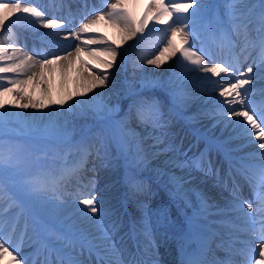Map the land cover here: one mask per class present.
Returning a JSON list of instances; mask_svg holds the SVG:
<instances>
[{
  "label": "snow or ice",
  "instance_id": "1",
  "mask_svg": "<svg viewBox=\"0 0 264 264\" xmlns=\"http://www.w3.org/2000/svg\"><path fill=\"white\" fill-rule=\"evenodd\" d=\"M136 3L138 0L114 3L104 0L107 11L93 9L75 27L68 0H50L51 7L57 11L69 8L63 17H48L28 0H0V264L5 257L10 258L7 264H86L81 259L84 252H87V264H159L152 251L156 241L147 214L139 225L134 224L128 233L119 236L121 218L97 198L95 177L86 178L84 173L93 155L102 160L103 166H109V147L113 144L133 173L146 168L152 159L172 152L171 145L166 144L167 130L175 114L186 108L191 99L184 87L190 80L208 86L203 94L213 107L206 115L213 119V129L220 126V135L206 137L204 149L191 156L184 152V159L168 157L164 168L158 169L159 175L167 176L173 200L190 210L185 216L187 229L175 236V264H264V89L256 102L253 97L257 90L246 87L253 84L257 74L264 79V0L258 10L245 0H226L223 18L209 16L204 0H148L143 16L137 18L131 10ZM84 7L87 8L86 0ZM150 21L151 31L161 33L166 43L159 55L142 63L159 69L165 62L162 57L168 53L170 57H178L176 67L181 69L167 82L171 100L167 111L160 99L139 93L123 115L119 103L110 104L104 93L98 92L89 100H74L70 93L58 102L51 100L44 69L59 66L63 76L71 70L74 61H79L89 70L81 60L84 54L98 61L102 71L89 70L82 90L75 95L82 97L108 86L107 70L121 56L120 45L114 47L100 36L82 40L83 34L94 33L103 22L120 33L123 43L143 33ZM253 24L256 35L251 38ZM17 28L36 35L41 47H33L31 54L25 51L26 45L18 43ZM39 29L50 31L39 32ZM52 37H62L69 43L61 44ZM92 44L101 47L88 46ZM250 49L258 50V62L253 60L242 70ZM217 51L226 53L227 58L216 61ZM246 52L249 55H244ZM240 56H244L243 61ZM200 73L203 75H197ZM148 85L155 87L156 82L150 81ZM29 86L40 89V101L28 93ZM8 94H14L17 101L14 108L43 111L58 104L54 113H46L49 118L90 115L101 123V130L84 132L78 140H73L67 119L63 122L49 119L41 127L36 121H43L44 117L29 120L20 112L9 111L3 100ZM189 119L197 120V114ZM13 125L30 134L11 135L5 131ZM53 138L57 141L55 145L50 142ZM236 141L243 144L234 145ZM253 144L261 151L236 155L245 145ZM213 153L223 156L228 165L227 179L231 180L232 198L223 204L208 192L191 186L193 172L219 177L220 169L215 166ZM255 157L260 159L259 165L247 162ZM22 161L28 162L29 170L21 177L23 195H20L11 190L5 177L15 183ZM88 170L95 172V168ZM237 177L247 183L252 199L241 197ZM223 183L227 185V180ZM128 185L133 196L146 189L135 174L128 178ZM37 203L53 208L55 220L29 223L25 218L14 243L21 217ZM11 208L17 212L8 228L7 213ZM157 215L162 217L166 213L160 210ZM105 216H115L108 227L103 224ZM129 239L135 241L136 252L126 257ZM213 243L216 249L224 251V258H216ZM25 245L32 249L30 253H24Z\"/></svg>",
  "mask_w": 264,
  "mask_h": 264
},
{
  "label": "rangeland",
  "instance_id": "2",
  "mask_svg": "<svg viewBox=\"0 0 264 264\" xmlns=\"http://www.w3.org/2000/svg\"><path fill=\"white\" fill-rule=\"evenodd\" d=\"M29 3H31V1H28ZM245 2L251 6H254L257 10L259 9L261 0H245ZM204 3L208 6L209 4H211L210 8L206 9V13L211 16V15H217L220 16L221 18H223V13L225 10V3L226 0H204ZM102 11H106V9L104 10L103 7L101 8ZM135 16H141L143 15V11L141 12L140 9H137L135 7H133L131 9ZM143 10V9H141ZM191 11V10H190ZM80 19V18H79ZM151 23V21H150ZM252 31L250 32V37L254 38L256 33H255V24H253L252 26ZM113 29V26L111 27ZM19 30V33H25V35H30L33 36V34H31L30 32H25V31H21L19 28H17V32ZM150 29L145 28L143 33H139L140 36H143L145 34H147V32ZM115 33L116 35H119V37L121 36L120 33L115 29ZM19 36H22L23 34H21ZM162 36V35H161ZM35 38L37 39V37L35 36ZM164 38V37H163ZM162 43V48L164 46V44L166 43L165 39H162L161 41ZM240 48L239 46L237 47L236 51H238ZM249 53H246L247 55H249V59L247 60L246 63L243 64V68L242 70L246 69L247 65L253 62H250L251 57L253 56V54L258 53V50L256 49H250ZM220 55L223 56V58H226L225 53L223 52H219ZM258 57L255 59L258 62ZM241 60L243 61L244 58ZM216 61L219 62L218 59H216ZM81 64V63H80ZM81 68V67H80ZM79 68V69H80ZM77 69L75 71V76H77V78L81 77V71ZM115 69V68H114ZM256 71L255 69V65H254V72ZM70 71L66 72L65 76H67L69 74ZM116 72V70H115ZM114 72V74H115ZM179 74L181 72V69L178 70H174L173 73ZM120 74H121V70H120ZM11 75V74H9ZM56 75L57 76H61V72L60 69H57L56 71ZM117 76L120 78L119 73L117 72ZM173 77V74H172ZM111 80H113V77L111 78ZM120 81L119 84L117 83V86L112 87L113 92L115 91V96H120L118 99L116 100H111L108 99V102L110 104H115V103H119V106H122V102L123 107H121V111H120V115H123V113L127 110L128 105L132 102V100L135 98L133 97L130 93H127L125 91L124 88H122V86H120ZM197 83L196 82H192V80L187 81L184 85L185 90L187 91V93L190 95L191 99L188 101L187 107L184 109H181V111H179L178 115L179 116H183V117H188L189 113L194 111V109H196L195 114H197V120L192 121L190 119H188L187 124L184 122L185 120H183V124L184 126H187L190 129V134L189 136L192 138V142H187V143H183L181 141V139L178 137V131L174 129L175 126H170L168 128V135L166 137V144H170L173 151L169 152L165 155H161L155 159H152L149 163V165L146 168L142 169V174L139 175L138 172L136 171L135 173H133L132 170H130L128 168V166L125 164L123 158H121L117 152L116 146L113 144L112 147L113 149L117 152L118 157L116 158V163L113 165H109L107 167L103 166V162L101 159L97 158L95 155L92 156L93 159L90 160V163L94 165L95 167V172L92 171H88L85 170V177L87 178H91L95 175H98L99 178L101 179H105L106 181H111V186L104 189V190H100V191H96L97 193V198L102 199L104 201V206H108L110 207L111 210H113V208H118L117 210H114L115 216L118 214L117 213H121V221H122V228H127L129 229V227L131 228L134 224L139 225V223L141 222L142 218L145 216V214L147 213V211L150 209H152L154 206H160L161 204H163V208H165L164 206H166V209H164L168 214V218L167 220H170L169 222L171 223L170 226H175L178 227V230L176 231H169L170 233H175L180 231L183 227L182 224L185 223V219L183 220H177L175 218L176 213H178L177 210H179L178 208H175V206L170 205V203L168 202V200L165 199V194H170L169 193V186L166 187L167 185V180L165 182L162 181H157V179H164L163 177H167V176H161L158 174V169H162L164 168V162L165 160L170 157V156H176L179 159H184L185 157L183 156L184 152H187L188 156H191L189 149L191 148H195L191 153L193 154V152H198L201 151V149L203 150V146L205 143V135L204 136H200L197 134V132L193 131L194 127L203 129L205 134H207L208 132L210 133V131H212V124L209 125L208 121H213L212 118H210L208 115H206V113L210 112V110L212 109L213 105H211L212 103L210 102H204V104H202L203 102V90L202 91H197L196 88L192 89V85H195ZM41 87H45V85H41ZM50 87V86H49ZM67 90L61 91L60 90V86L58 83V80L53 81V85H51V88L53 89V93L54 96L57 97L58 95L60 97H64L66 93H70L72 94L75 98H82L83 99H88V94L84 95V96H76L75 92L72 91L71 88H68V86H66ZM246 87H253L255 88L257 91L253 97L254 101L259 102L261 99L260 96V90L264 89V79L260 78V75L257 74V78L253 81V84L250 86H246ZM150 95L152 97H156L158 99H160V101L162 102V104L165 105V110L167 111V109L169 107H171V101H170V97H169V93H168V89L167 88H162L161 89V93H156V90H152L149 91ZM28 93L30 95H32V98L36 101H40L41 100V93H40V89L39 88H33L31 86H29L28 88ZM57 95V96H56ZM14 98V94H8L5 97H3L4 102H6L9 99ZM219 99H223V98H219ZM193 101V102H192ZM17 102V101H16ZM15 102V103H16ZM22 102V101H21ZM45 102H48L47 99H45ZM15 103H13L12 105H10V107L8 108L9 111H13V112H20V113H24L25 116L28 117L29 120H31L33 117H38L40 115H42L43 113H46L47 111H50L52 109V105L48 108L45 109L43 111L39 110V109H17L12 107ZM196 104L199 105V107H194L192 109H190L191 104ZM55 106V105H54ZM53 106V107H54ZM125 106V108H124ZM203 107L205 111V113H202V115L200 114V108ZM123 112V113H121ZM24 116V117H25ZM93 123L88 126V128L84 129L83 131L80 132V134L71 137L74 140H78L81 136V134H83L84 132H88L90 131V129L92 127H94L96 124H101L99 121H97L96 119H93ZM139 131V129H137ZM11 135H29L30 133H28L27 131L21 129L20 127L13 125L12 127H10L9 131H6ZM199 137V139H198ZM53 145H55L57 143L56 139L53 138L50 141ZM237 142V141H236ZM173 143V144H172ZM194 143V146L189 148L188 146H191V144ZM196 143V145H195ZM259 143V142H257ZM186 144V146H184ZM240 144H243V141H240ZM43 145V142H41V146ZM248 147L244 146L242 148V150H244L243 152H237L236 155H243L245 153H251V152H260L261 150L258 149L256 147L255 144L253 145H247ZM198 149V150H197ZM220 156V155H218ZM257 161H260V159L258 157H255L249 161H247L249 164L252 165H257ZM90 169H92L90 167ZM29 170L28 167V162L27 161H22L21 162V173L20 176H17L14 178L15 183H12L9 180V177H5V182L9 185V187L11 188V190L13 192H16L20 195H23L22 190H21V177L23 175H25L27 173V171ZM135 174L139 179H146L145 180V186L146 189L143 193H137L135 196L132 195V193L129 190V185H128V178ZM200 180L203 181L201 185H203V188H200L208 193H212V192H219L220 197L222 195V191H226L227 194L229 195H225L223 197H221L222 200L226 201L228 199H231V195H230V189L227 191L225 189H222L219 187V183L217 179H213L212 176H205L203 173L201 172H193L191 175V186L193 187H197V183L196 181ZM231 188V185H230ZM156 189L162 190V192L164 193V198L161 199V197L159 196L158 193H156L155 195H151L148 192L150 191H155ZM240 193H244V190H240ZM252 195V194H251ZM250 195V197L252 198V196ZM246 196V195H245ZM244 196V197H245ZM170 197V196H169ZM248 196L245 197V199H251ZM5 206H7V197H5ZM107 207V208H108ZM15 209V208H13ZM159 207L157 208V212H159L160 210H158ZM177 209V210H176ZM12 210V208L9 210L8 213H10V211ZM121 210V211H118ZM173 210L175 211V215L173 214ZM156 212V213H157ZM7 213V214H8ZM54 216L55 218V210L49 206L43 205V204H34L33 206H31L29 209L26 210L25 215L21 217L20 222L23 224L24 223V219H28L29 223H31L33 220H39V219H44L47 220L46 218ZM111 217V216H108ZM8 221L10 220V215H7ZM157 218L159 220H162L161 217ZM50 219V218H49ZM52 221V220H51ZM164 224H167L166 222H163ZM23 225H21L22 227ZM105 227H107V225H104ZM170 228V227H168ZM120 230V231H121ZM168 231V229H167ZM28 248V246H27ZM26 248V249H27ZM30 248V247H29ZM31 249V248H30ZM86 264H87V259H85ZM94 262V261H93Z\"/></svg>",
  "mask_w": 264,
  "mask_h": 264
},
{
  "label": "bare ground",
  "instance_id": "3",
  "mask_svg": "<svg viewBox=\"0 0 264 264\" xmlns=\"http://www.w3.org/2000/svg\"><path fill=\"white\" fill-rule=\"evenodd\" d=\"M69 4L73 3L72 0H68ZM114 3V2H112ZM138 3L140 5H143L146 3L145 0H138ZM97 5H93L91 7L87 8V13H91V11L93 9H97L96 7ZM107 7H106V11H107ZM47 16H50L52 14H56V11L53 7L48 8V10L45 11ZM14 19V18H13ZM10 23V21H9ZM112 26L110 24H106V23H100L99 25H97L96 31L94 33H87V34H83L82 36V40H86L89 37H104L106 39V41L108 42V44H111L112 46H116L117 44L120 45L119 51L121 53V56H119L117 58L116 63L114 64L113 68L108 69L107 71L109 72V80H108V86L106 88H97L94 89L92 92H88V99H83L78 97L75 98L74 96V100H89L91 97L95 96L96 93H104L105 94V99H111V100H116L118 99L120 96H115V91L113 92V89L115 86H117V83H120V86H122V88L125 89V91L127 93H130L132 96H136L138 93L144 96H147V94H149V90L155 89L156 92H158L160 89L162 88H167V81H169L170 78H172V73L173 70L176 67V62L178 57L177 56H173L170 57V55L168 53H165V57H162L163 60H165V62L161 65V67L158 69L155 67V65L152 64H147L146 62L142 63L143 61H146L148 58H152L156 55H159V50L162 48V44L160 41V36H158L156 33H149L146 36H140L139 33L133 37L131 40H127L126 42L121 43V36L119 37V35H116L115 33V28L113 27V29L111 28ZM45 31V29H39V32ZM50 30H47L46 32H48ZM20 39L18 41L19 44H23L26 45L25 51L27 52H31L33 47L38 48L37 46H35L34 43H32L29 40V37H21L19 36ZM52 39L58 41L61 44H68L69 41L66 40H62V37H52ZM81 41H73V43H81ZM91 48H98L101 47V45H96V44H92V45H88ZM51 50V49H49ZM259 55V52L254 54L253 57L250 59V62H253V60H255ZM74 59V58H73ZM100 59H104V56L101 55ZM241 59V57H240ZM81 60H83L88 66H89V70L91 69H95L97 71H102V69H100L99 63L98 61H94L92 58H90L87 54H84L81 56ZM81 67V68H80ZM80 68V69H79ZM115 68V69H114ZM57 69H59V66H51L50 68L44 69V75H45V79L47 81H49L47 87L50 89V98L51 100L54 101H60L62 98L64 97H60L59 95L57 97L54 96V91L51 88V85H53V81L58 80L59 86H60V90L64 91L67 90L66 86H68V88H71L72 91H74L75 93H77L78 91H81L83 88V85L86 82V78L89 77V70H86L84 65L80 64L79 61H74L71 70L69 72V74L67 76L65 75H61V76H57L56 75V71ZM79 69L81 71V77L77 78V76H75V71ZM116 70V72H115ZM120 70H121V74H120ZM126 70H128L129 72L127 73ZM40 70L37 69V72H39ZM115 72V74H114ZM117 72L119 73L120 78L117 76ZM197 75H203L202 73L197 74ZM113 77V80H111V78ZM150 81H155L156 82V86L152 87L150 85H148V82ZM197 83L195 85H193L194 88L197 89V91H202L204 90L206 87H208L205 84H202L199 80H196ZM194 81V82H196ZM163 83H166L165 87H161L160 85H164ZM50 86V87H49ZM113 87V89H112ZM115 93V94H114ZM215 97H218V93H214L213 94ZM203 98L206 99L207 102L208 99L205 95H203ZM171 101V100H170ZM16 100L14 98L9 99L5 102L6 108L8 109L10 107V105H12L13 103H15ZM74 101H69V103H72ZM211 103V102H210ZM123 102H122V106L123 107ZM129 105V104H127ZM52 105V109L50 111L47 112H55L56 109L58 108V104ZM197 105H193V107H196ZM225 107H227V105H225ZM236 107H239L238 105ZM125 108V106H124ZM202 108H200L201 110ZM60 111L62 112L63 109H60ZM46 112V113H47ZM46 113H43L42 115L38 116V117H44L43 121L37 120L36 123L39 124L41 127H43L44 124H47L49 122V119L55 121L57 119H59L61 122H63L65 119L68 120V128L71 131V137L76 136L78 134H80L81 131H83L84 129L88 128L89 125L94 124L93 123V117L92 116H81V115H75V116H67V117H56L55 115L52 116L51 118H49ZM123 113V112H121ZM23 116H25L24 113H22ZM27 117V116H25ZM28 118V117H27ZM178 124H179V120H175ZM102 125L100 124H96L94 127H92L90 129L91 132L95 133L97 131L101 130ZM10 128L5 129V131H9ZM179 134L178 137L181 139L182 142H184V140L188 137V134H186V131L182 130V126L179 128L178 130ZM216 132H219V130H217ZM74 140V139H73ZM109 153L111 156V163L109 164L110 166L116 163V158L118 157L117 152L113 149L112 145H110L109 147ZM93 159L92 157L89 158V162L86 165V169L88 170L91 168H95L93 164L90 163V160ZM223 162V161H222ZM258 163H261L258 162ZM222 164L221 167V173H222V168L225 170H228L227 168H225L224 164ZM89 171V170H88ZM140 173H142V171H140ZM224 175V174H223ZM95 180H96V190H104L108 187L111 186V181H106L105 179H101L98 177V175H95ZM164 179H157V181H162L165 182L167 180V177H163ZM238 180L240 182H242L243 185L246 184V182L240 178L237 177ZM145 183L146 179H140ZM203 181L197 180V188H199L201 186ZM168 185H166L167 187ZM248 187V186H247ZM247 194H249V187L247 188ZM143 193V192H141ZM151 195H155L156 193L159 194V196L161 197V199H163L164 197V193L162 192V190L156 189L155 191H150L148 192ZM165 199L168 200V202H170V205L173 208V205L175 207H177L180 211V214L176 213L175 218H177L178 220L182 219L183 215L184 218L186 216V212L187 214H190V210H185L184 213H181V207L180 205H178L176 203V201L173 200V198L170 196V194H165ZM170 196V197H169ZM172 200H170L169 198ZM212 198L216 201L217 197L215 195H212ZM173 202V203H172ZM220 204L223 203V201H219ZM163 204H161L160 206H154L151 210L149 209L147 211V217H148V223L149 226L152 230V234H153V238L156 241V245H158L159 243L163 242L164 240H167L166 236H162L160 229H162V223L161 220H159L157 218V208L159 207L158 210H163L165 213H167V208L166 206H164L165 208L162 207ZM166 209V211L164 210ZM17 209H13L10 211V213H8L7 215H10V220L8 221V228L11 227L12 221L15 218ZM173 214L175 215V211L173 210ZM168 214H166L165 216H162V218L164 219V221L167 220ZM115 217L112 216L111 218L108 216L102 217L103 220V224L104 225H109L110 220L114 219ZM47 220L49 218H46ZM49 221V220H48ZM169 224V223H168ZM21 225H23L21 222H19V225L17 227V231L13 236V242L15 243L16 239L19 237L20 235V229H21ZM213 227H216L215 225H213ZM187 229V227H185V230ZM6 231L8 230L7 228L5 229ZM128 232V230H122L121 233H119V236H124L126 233ZM131 242V240H127V243ZM216 243H218V241H216ZM215 244V243H214ZM27 245H25V247L23 248L24 253H30L32 251V249H30L29 247L27 248ZM155 250V249H154ZM85 259L87 258V252H84L83 255L81 256V259ZM171 258V257H170ZM167 259V258H163V260L161 261V264H171L172 259ZM9 257H5L4 261L2 262V264H7V261L9 260ZM175 264V261L174 263Z\"/></svg>",
  "mask_w": 264,
  "mask_h": 264
}]
</instances>
